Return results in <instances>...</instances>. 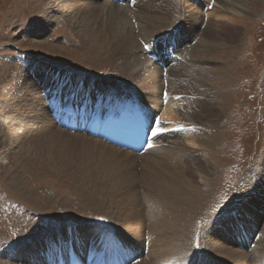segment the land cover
Instances as JSON below:
<instances>
[{
  "label": "rangeland",
  "instance_id": "1",
  "mask_svg": "<svg viewBox=\"0 0 264 264\" xmlns=\"http://www.w3.org/2000/svg\"><path fill=\"white\" fill-rule=\"evenodd\" d=\"M109 1L114 2V0ZM116 1L114 4L120 7H128L140 12L151 10L152 14L160 12V15L163 4L167 3L169 6L173 1L176 2L175 5L180 3L181 9L187 14L190 12L192 16L187 18L189 22L198 19V24L202 23L204 27L208 25L214 30L223 27L221 33L216 34L217 44H226L225 48L235 47L228 58L233 64L231 65L232 81L229 80L225 85L227 79H224L222 84L212 82L210 85L212 87L207 86L212 89L214 95L211 99L216 102V116L213 117V122L212 120L197 122L200 123L201 136L204 139L211 137V142L200 151L203 146L191 140L190 133L180 130V121L168 120L163 116V110L169 107L171 101L166 95L161 98L162 100L160 99L154 110L152 109L159 111L161 119L158 122L165 132L159 135V132L155 131L157 135L154 134L156 137L154 146L142 154H135L136 162L133 160L119 162V156L113 150L93 142V139H100L89 136L90 140L87 141L78 137L77 131H69L68 136L51 139L37 135L32 141V150L36 154L42 152L43 157L40 159L28 152L18 150L11 143L12 140L9 141L6 146L0 147V248L3 247L1 251L5 253L4 261L6 259L5 262L13 264H54L56 261L54 257H58L60 253L55 243L59 241L62 243L66 239V235L59 233L68 228L80 230L85 227L88 231L94 228V230L98 229V233L100 227L114 228L116 222L112 215L116 216L124 210L129 196L136 197L137 204L134 209L138 211L143 209L146 212L148 202L159 199L161 193L152 192L144 183L146 170H144L143 154L154 151L157 154L152 156L160 157L163 155L161 152L163 144L178 139L187 145V152L179 153L180 158L178 156L177 158L182 164L187 162L190 165L173 167L174 170L180 169V172L186 175L189 169L196 167L193 160L198 157L202 158L204 168L211 166L210 169H216L213 173L216 185L211 188L214 192L212 199L200 205V210H197L199 215L192 222L193 234L189 245L192 248L190 247L188 254H185L192 256L194 262H189L190 259L185 258L182 264H228L224 258H214L209 248L208 243L218 238L220 241L223 239L233 248L244 250L249 254L253 253L254 246L257 247V240L252 241L255 244L249 250L250 244L246 243V234L238 233L236 223L238 220L243 221V224L248 223L246 210L256 209L254 202L251 201V194L258 195V191L254 189L255 184L258 181L261 184L264 182V0H242L249 8H245L247 12L244 9L240 17L222 11L218 5L213 4V1L207 5L198 0H165V2L152 0L150 6L147 5L149 0L131 2L125 0L124 4ZM52 5V0H0V92L9 89L16 82L24 63L36 61L44 64L42 75L44 70L48 69L68 72L66 77L61 78V83L59 82L62 86L58 88L59 91L69 83L70 91L74 86V89H79H76L79 93L84 87L91 95H95L92 96L95 99L98 95L108 90L113 92L120 86L124 94L135 93L134 89L126 88L123 84H119L120 86L110 84L113 79L116 80L115 82L119 81L117 62L108 60L109 58L106 59L103 55H97L95 50L88 51L85 35L79 31L78 25L72 23L67 9L57 10V7ZM54 9L57 12L53 16L50 13ZM48 13L49 17L46 18ZM51 16L55 19L48 21ZM180 17V12L173 11V16L170 18L176 25L177 22L183 23L179 20ZM132 22L136 27L138 26L137 18H133ZM183 26L186 27L185 24ZM180 29L178 26L170 29L164 27L149 41L138 38L139 48L136 54L143 53L144 57L151 60L150 62H157L164 74H167L171 68L186 64V57L183 58L179 51L173 53L176 61L168 59L163 66L160 65V61L151 58L150 54L158 51L163 52L161 56H165L167 55L165 49L174 50L173 47L182 46V40L177 35ZM198 41V39L191 41L192 46ZM152 48L153 51L148 50ZM183 50L187 51L185 48ZM23 68L29 71V74L34 73L33 68L27 69L26 66ZM164 74L163 80L167 83L168 78ZM74 75H79L80 78ZM53 90H49L51 94ZM61 91L65 93L63 89ZM37 92L40 93L39 90ZM178 96L180 95L171 97L180 101ZM78 97L80 98L81 95ZM150 104L155 105V102ZM183 114L188 116L192 112L183 111ZM3 127L0 122L2 131L5 130ZM81 134L85 135L84 132ZM19 136L22 134L19 133ZM101 142L105 144L102 140ZM128 170L135 173V179ZM122 173L123 175L119 176ZM195 174L197 181L203 184L200 172L196 171ZM132 179L133 186L127 185ZM209 187L203 186V189L208 190ZM262 215L264 217V214ZM262 223V227L250 233L252 239L257 234L261 235L259 232L263 230L264 221ZM224 232L229 239H225ZM99 234L101 235V232ZM250 235L248 237H251ZM115 236L121 243L123 242L119 232L115 231ZM242 236L244 237L241 238ZM40 246H43L42 249ZM24 249H28L26 256ZM147 250L144 244L143 248L140 247L133 252L129 261H132L134 255L144 260ZM249 260L252 261L249 264H264V256L253 255Z\"/></svg>",
  "mask_w": 264,
  "mask_h": 264
},
{
  "label": "bare ground",
  "instance_id": "2",
  "mask_svg": "<svg viewBox=\"0 0 264 264\" xmlns=\"http://www.w3.org/2000/svg\"><path fill=\"white\" fill-rule=\"evenodd\" d=\"M115 1L116 0H114V2ZM198 1L207 3V5L213 1V4L218 5L224 12L232 13V16H239L245 8H249L242 0ZM114 2L109 0H52V6L57 7V10L65 11V9H67L68 16L72 23L78 25L80 28V30H78L85 35V42H87L89 46L88 51L95 50L97 55H103L104 58H109L108 60L117 62L116 66L119 69V81L115 82L116 80L114 81L113 79L110 81L112 82L110 84L115 86L123 84L126 88L136 91L134 93L131 90L132 93L124 94V90L121 88L122 86L117 87L113 92L108 90L104 94L97 96L93 108L102 111V107L105 106L104 108L109 110H116L125 107L129 108L133 106V104L144 106V103L148 106V108L145 106L144 109L149 112V108L152 110L156 107L160 99L166 95V98L171 101L169 102V107L163 110V116L168 118V120L180 121V130L186 131L185 133H190L189 138L198 142L199 146H203L200 148V151L204 150L205 145L206 147L209 146L211 137H209V139H204L201 136L199 124L212 120L213 117L216 116L217 108L216 102L211 99V96H214L211 91L212 89L207 88V86H210L212 82L222 84L224 83L223 81H225L224 79H227L224 83L225 85L229 80L232 81L231 65L233 64L230 63L228 58L235 47L227 46V48H225L226 44L221 42V44H217L218 35L216 36V34L221 33L223 27H218V30H214L208 25L204 27L202 23L198 24V19L194 22H189L188 17L192 16L190 12L187 14L185 10L181 9L182 6L180 3L175 5L176 2L173 1L169 3V6L167 3L163 4L161 7L163 10H160L162 11L161 15L159 14L160 12L152 14L151 10L140 12L136 9L120 7L114 4ZM151 3L152 0H149L147 5L150 6ZM57 10H50V14L54 16ZM173 11L180 12L181 17L179 20L181 22L183 21V23H179L176 20L175 22H177V24L174 25V20L170 18L173 16ZM53 16H51V19L48 21H53V19H55ZM48 17L49 13L46 18ZM133 18H137V27L132 22ZM184 20L186 21L184 22ZM184 24L186 27L183 26ZM174 26L181 28L177 35L179 39L182 40V46H175L173 47L174 50L167 49V55L161 56V61L163 65L168 59L176 61L177 59L173 56V53L179 51L183 58L186 57L187 62L184 65L171 68L167 74H164L162 67H160L157 62H150L151 60L144 57L143 53L141 55L136 54V50L139 48L138 38L149 41L153 38L154 34L156 35V32L161 31L162 28L165 27L170 29ZM37 32L39 33V31ZM196 39L199 41L195 46H192L191 41ZM231 40L233 41V39ZM155 45H157V43ZM188 46H190V49H188ZM183 47L187 49V51L183 50ZM222 49H225L227 52L221 51ZM177 62L179 63V61ZM221 62L222 64H220ZM43 65L42 62L36 61H31L28 64L24 63L23 66L28 67L27 69L33 68L34 73L29 74V71H26L22 66L21 74L20 76L18 75L16 82L9 89L0 92V122H2V127L4 126L3 128L5 129L4 131L0 129V147L3 145L6 146L9 141L11 142L12 140L11 143H13L18 150H23L24 152L35 155L39 159L43 157V155H41L42 152L36 154L33 153L32 150V141L37 135L46 137V139L70 135L67 133L69 131L66 129V124L63 125L66 120L65 117L62 116V113H58L53 109L56 103L53 102V95L49 91L57 88V86L60 88L61 84H58L62 77L68 75V72L47 68L48 70H44L42 75ZM163 74L168 78L167 83L166 80H163ZM75 77L80 78L79 75ZM40 86H43L44 92H42L43 88ZM62 89L64 92H67L71 89V86L68 83ZM38 90L40 93L37 92ZM83 93L85 92L81 90L78 94L81 95ZM85 94L89 97V93ZM176 95H180L178 96L180 101L171 97ZM151 102H153V104L155 102V105H151ZM182 102H184V105H182ZM60 103H66V100L61 99ZM69 105L77 107L74 103ZM78 111H81L79 115H83L86 109H78L76 112L71 108L63 109L61 112L71 116V118L77 119L76 115H78ZM183 111H191L192 114L186 116L183 114ZM82 122L83 120H80V123ZM197 122L200 123L198 124ZM154 129L159 132V135L165 132L160 122H157ZM176 130L179 132L178 128ZM19 133H21L22 136H19ZM76 134L78 137L87 141L90 140L89 136L93 137L88 133L82 135L81 132H78ZM154 134L157 135V133ZM101 140L102 139H93V142L102 144L103 147L113 150L118 154L119 162L121 160L137 161V158H135L136 152L118 148L102 140L105 142L104 144ZM155 141L156 137L153 135L145 151L150 150L154 146ZM186 147L187 145L178 139L163 144L161 148L163 155L160 157H153L157 154L154 151L143 154L144 157L142 158H145L144 170H146L144 183L148 185L152 192L161 193L159 199L154 202H148L149 206L146 212H144L143 209V212L134 209L137 204L136 197L129 196L124 210L117 213V217L112 215L116 222L114 228L108 226V228L100 227L99 233L101 232V235L98 233V229L94 230V228L91 227H89L91 228L90 231L85 227L80 228V230L78 228H68L66 231L63 230L64 232L59 233V235H66V239L63 240L65 244H63V242L60 243V241L59 243H55L58 252H62L67 259H70L71 256L73 258L78 256L84 257L85 254H90L92 256L98 254H111V256L102 255L99 258H93L97 264H114L116 259L119 260L120 264H182L185 258L190 259L188 260L189 262H194L192 256L190 257L185 254L191 247H189V245L193 234L192 222L193 219L199 215L197 210H200V205H202L204 201L208 203L210 199H212L214 192L211 188L216 185L215 178L213 179V173L216 169H210L211 166H205L204 168L202 165V158L198 157L193 160L196 167L194 169H189L186 175L180 172V169L174 170L173 167L181 168L182 166L190 165L187 162L182 164L178 156L179 153L186 151ZM194 154H196V152H194ZM177 156L179 158H177ZM196 171L200 172L203 184L197 181ZM15 173L16 172H14V174ZM130 173L133 179H135V173L132 170ZM122 175L123 173L119 176ZM133 179L128 181L127 185L133 186ZM203 186L210 187L208 190H205ZM254 189L259 193L258 195L250 193L251 201L254 202L256 209L249 207L250 210H246L245 215L248 218L247 224H243V221L239 220L236 223L238 226V233L240 235L245 233L246 237H248L252 231L254 232L256 228L262 227L261 225H263L262 222L264 221L262 215L264 214L262 213V211H264V182L261 184V182L259 183L258 181ZM192 216L193 218H191ZM115 231L119 232L123 237L122 243L116 238ZM259 233H261V235L259 234L260 237L257 240V247L254 246L255 251L251 254L244 250L233 248L228 245V243H225L226 241L223 239H221V241L218 240L219 238L217 240H211L208 245L216 259L224 258L225 262L228 264H249L252 260H249V257H253V255L254 257L264 256V226L262 232ZM223 235L225 239H229L225 232ZM119 239H121V237ZM144 244H146L148 248L144 260L139 257L136 258L134 255L132 261H129L132 254H134L133 252L140 247L143 248ZM2 248H0V264H13L5 262L6 259L4 261L5 253H2ZM130 248H132V250ZM23 252L24 256H26L28 249H24ZM20 256L24 257L23 255ZM54 258H56V260L58 259L56 256Z\"/></svg>",
  "mask_w": 264,
  "mask_h": 264
}]
</instances>
